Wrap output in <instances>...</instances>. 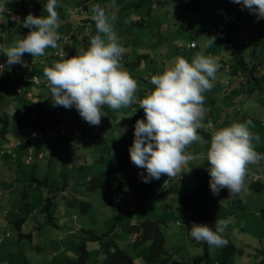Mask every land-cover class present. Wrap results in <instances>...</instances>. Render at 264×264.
Masks as SVG:
<instances>
[{"label": "rangeland", "instance_id": "1", "mask_svg": "<svg viewBox=\"0 0 264 264\" xmlns=\"http://www.w3.org/2000/svg\"><path fill=\"white\" fill-rule=\"evenodd\" d=\"M47 3L48 0H0L1 19L7 22L3 41L6 47L26 38L32 30L23 23L29 14L47 16L44 9ZM96 5L109 18L124 49L120 65L138 84L135 99L154 91L152 76L162 74L176 57L190 63L197 54L211 57L217 70L213 87L203 93L202 122L213 125L214 133L233 123L252 121L249 131L259 136V142L252 141L255 151L264 156V67L259 73L262 77L259 85L248 82L250 76L239 80L233 69L229 73L221 70L228 67L222 62V55L230 56L231 47L237 44L247 47L257 32H262L264 41V18L256 19V13L245 8L242 0L240 4L233 0H57L59 40L55 49L45 51L52 66L82 55L90 47L91 38L98 34L92 19V8ZM225 17L230 22L227 39L221 40L216 30ZM8 18L13 19L12 25ZM199 29L209 35L198 33ZM259 49L264 55V47ZM56 52L63 56L55 55ZM40 57L31 55L33 60ZM0 65H7L6 72L0 70V116L7 113L14 121V113L18 119L25 109L24 101H30L28 86L34 85L24 79L25 70L17 64L8 66L2 50ZM11 70L14 76L10 75ZM22 80L27 86L16 95V84ZM240 81L244 82L243 86ZM135 108L131 104L121 107V111L105 105L101 109L103 127L102 122L90 125L83 118L78 119V127L66 121L67 136L56 131L46 138L47 144L27 143L15 148L19 152L17 159L0 170V264H68L67 261L78 259L82 245H86L90 254L87 264H108L103 246L87 242V235L81 230L93 231L99 236L110 233L135 264H222L226 254H229L228 264H258L264 259V188L256 192L251 188L254 181L246 175L239 194H225L221 190L213 193L211 165L207 161L210 138L200 134L201 140L186 149L196 158L161 193L143 198L131 190L125 174L116 169L121 156L126 155L131 161L136 122H146L144 110ZM64 109H58L59 117ZM36 118L34 113L28 125H41L49 119L48 126L56 117L42 118L39 124L34 122ZM23 133L22 129L20 133L12 130L7 139L0 136L1 153L17 146L19 139L24 138L19 137ZM31 147L35 148L34 152L29 155L28 151L23 160L22 151ZM41 148L46 149L45 159L38 158ZM29 157L31 162L27 163ZM131 166L125 171L133 173L138 167L133 163ZM112 167L122 182L120 187L88 189L91 176ZM247 172L263 175L264 159L249 164ZM46 199L54 204L52 219L41 212ZM20 219L26 224L19 231L16 225ZM148 219L159 222L165 236L166 252L155 261L150 259L152 243L134 245L137 236L124 228ZM217 220L227 221L221 235L232 245L209 246L191 237L193 224L206 225L215 231ZM21 233L26 236L20 238Z\"/></svg>", "mask_w": 264, "mask_h": 264}, {"label": "clouds", "instance_id": "2", "mask_svg": "<svg viewBox=\"0 0 264 264\" xmlns=\"http://www.w3.org/2000/svg\"><path fill=\"white\" fill-rule=\"evenodd\" d=\"M233 2L240 4L241 0ZM242 3L245 8L257 14L256 19L264 18V0H242ZM56 6L57 0H48L44 6L47 16L34 17L29 14L23 22L25 28L32 29L26 38L11 47L0 49L6 55L9 65L21 63L25 53L39 57L45 55L46 49L57 47L60 23ZM92 12L98 34L91 38L87 51L44 68L54 104L65 108L74 105L90 125L100 124L101 109L105 105L112 110L132 103L142 108L146 122H136L134 144L130 148L131 162L147 170L145 183L150 182L151 178L159 179L162 174L174 178L188 162L196 158L186 149L201 140L197 130L203 126L205 115L203 93L213 87L217 65L211 57L202 54H197L191 63L183 57H176L172 66L162 74L152 76L154 91L145 98L135 99L138 84L121 68L120 57L124 49L118 43V36L99 5L94 6ZM257 33L258 37L260 33ZM55 55L63 56L57 52ZM27 69L32 71V65ZM140 100L139 106L137 102ZM41 105L44 110L49 109L42 102ZM50 113L53 116V110ZM54 116L63 121V125L58 128V132L63 134L68 117H59L58 114ZM251 124L252 121L233 123L214 133L211 131L213 135L207 161L211 165L210 188L213 193L228 188L231 195L239 194L244 186L248 165L264 159L255 151L252 141L255 139L259 142V136L249 131L248 125ZM28 141L34 144L36 136ZM30 161L31 158L27 163ZM226 226L225 220L216 221L215 231L206 225L193 224L190 235L198 242H207L209 246H223L227 241L221 234Z\"/></svg>", "mask_w": 264, "mask_h": 264}, {"label": "trees", "instance_id": "3", "mask_svg": "<svg viewBox=\"0 0 264 264\" xmlns=\"http://www.w3.org/2000/svg\"><path fill=\"white\" fill-rule=\"evenodd\" d=\"M225 18H228V17H225ZM223 21L220 22V24L217 27V30H216L217 36H218V28L223 23ZM229 22H230V19H229ZM226 31L227 30H225L224 32L225 34H226ZM198 33H203L204 36L209 35V33H207V31H204V29H199ZM225 39H227V34L223 40ZM250 42L251 43L246 44L247 47H243L240 44L235 45V47L233 48L231 47L232 54H230V56L222 55L223 56L222 62L228 66L229 71H231L232 69L235 70L238 76L242 75L241 76L242 78L243 77L246 78L247 76L248 77L250 76L248 79L249 80L248 82H254L255 84L258 85L260 84L261 79H262V77H259V73L261 72V70H263V67H264V55H262L263 51L259 49V48L264 47V41H262V32H260V35L256 37L255 40L253 41L251 40ZM25 83L26 82L24 81L17 82L15 91H14L16 95L20 94V90ZM145 97L146 96H143L141 98H145ZM36 104L32 102V103H28L25 106V103H24L25 109L22 111V113H20V117L18 119L14 113V117H15V118L13 117L14 121H12V119L9 118V115L7 113L0 116V123L3 124L0 127V136L7 139L9 134L12 132V130L15 133H18V132L20 133L21 129L23 130L24 133L23 135L21 134L19 137L22 136L24 138H25L24 135H27L28 138H32L34 135L37 137L41 135H47L53 132V130L55 132L58 131L59 126L63 125L62 124L63 121L59 119L58 120L52 119L53 120L52 123H49V125L46 126V123L49 120L47 118H50V117L53 118V116L50 113V111L43 109L44 108L43 105L41 104L36 105ZM34 113H36L37 115L36 120L34 119L35 123L39 124L42 118L47 119V121L44 122L43 124L41 123V125H37V124H33L32 126L28 125V121L29 119L33 118ZM206 122H202V124H207ZM197 133L198 135L202 134L206 138H210V139L212 138V135H213V133H208L203 129H198ZM0 155H1V149H0ZM29 155H31L30 152H29ZM26 156H28V152H26ZM0 164H1V161H0ZM131 164L132 162L129 161V158L126 155H123L119 159L118 170H121L122 172H124L126 178L128 179V183H129L131 190H133V192L139 194L143 198H147L148 196H153V195H156L157 193H161L166 187L170 186L172 178H169L166 174H162L159 179L151 178L150 182L145 183L144 178L148 176L147 170L137 167L133 173H128V171H125V168L127 167L131 168L132 167ZM7 165H9V163L5 162L4 166H7ZM89 179L90 180H89L88 189L92 191H96L99 188H105V189L118 188L122 184V182L119 180L117 171L113 167L98 175L91 176ZM262 181L263 180L253 182L251 185V188H253L256 192L262 191L264 188ZM220 190L225 194H228L230 192L228 188H222ZM53 206H54L53 202L50 199H46L44 206L41 207V212L43 214H46L47 218L49 219L53 218V214H54V211L52 209ZM25 224H26L25 220L20 219L17 222L16 227L20 231L23 229ZM124 228L126 229L127 233L137 236V240L134 241L133 243L134 245H140L141 243H144L146 241H150L152 243L151 253H150V259L152 261H155L161 255L165 254L166 252L165 251V236H164L163 231L161 230L162 228L159 222L148 219L145 221L138 222L135 225H125ZM82 231L85 235H87L85 238L87 242L88 241L98 242L100 245L103 246L105 254L107 255L108 264H135L134 259L125 250H122L118 246L116 242L117 238L116 240H114L111 237L110 233L99 236L95 234L93 231H85V230H82ZM25 236L26 235L22 233L21 235H19L20 238H23ZM222 238L227 241V244L230 243V240H228L226 236H222ZM226 250L227 249H225V252ZM79 251L81 252L79 254L78 259L75 261H67L68 264H87L89 262L90 254H89V251L86 245L80 246ZM228 252L230 253V251ZM228 256L229 254L224 255L222 264H228V261H229ZM208 261H209V258H208ZM258 264H264V259L258 261Z\"/></svg>", "mask_w": 264, "mask_h": 264}, {"label": "crops", "instance_id": "4", "mask_svg": "<svg viewBox=\"0 0 264 264\" xmlns=\"http://www.w3.org/2000/svg\"><path fill=\"white\" fill-rule=\"evenodd\" d=\"M39 2H40V0H39ZM242 5H243V3H242ZM11 14V13H10ZM9 15V14H8ZM257 15V14H256ZM256 15H255V17H256ZM1 16H2V14L0 15V35H1V37H0V49H2L3 47H6L5 46V44H4V36H5V32H6V25H7V22H4L3 21V18L1 19ZM12 17H14V15L12 14ZM10 23H11V25H12V22H11V20H13V19H7ZM6 56V55H5ZM7 58V57H6ZM19 67H21L22 68V70H25V73H24V79H26V81H28V80H30V83L31 84H33L34 86H32V85H29L28 86V89L30 90V91H28V97L27 98H29L30 99V101L28 102V103H32V102H34L36 105H39V104H41V102L42 103H44L47 107H49V109H51V110H53V116L56 114H58V109L60 108V109H64L65 107H63V106H60V105H55L54 104V101H53V95H52V93H51V91H50V87L49 86H47L46 84H44V83H42V84H38V85H36V84H34L31 80H33V79H39L40 81L41 80H46L45 79V76H44V68H46V67H52V65L48 62V57H46L45 55L44 56H41L40 57V60H38V59H35L34 58V60L33 59H31V54H29V53H27V55L25 56V57H23L22 56V62L21 63H16ZM26 64H30V65H32V68H33V70L32 71H28L29 69H27L26 67H25V65ZM7 65H0V70L2 71V72H6V67ZM8 66L10 67V65L8 64ZM2 67V68H1ZM5 68V69H4ZM221 70H225L227 73H229L230 71H229V68L227 67L226 69H223V68H221ZM0 71V72H1ZM15 74V73H14ZM14 74H12V71L10 72V75L12 76H14ZM242 77L240 76V78H238L239 80L241 79ZM262 80V79H261ZM0 81H2L1 79H0ZM22 81H24L25 82V80H22ZM18 82H21V81H18ZM241 83H242V86H243V84H244V82L243 81H240ZM0 84H1V82H0ZM259 85V84H258ZM27 86V84L25 83L24 85H23V87H26ZM23 87L21 88V90H20V92H23ZM24 98H26V97H24ZM27 102H25V106L28 104ZM132 105H133V103H132ZM135 106V105H134ZM137 108V107H136ZM135 108V109H136ZM140 108V107H139ZM48 109V111H50L51 112V110H49ZM65 109H67V111H68V113L65 111ZM64 109V111H62V115H66L67 117H68V121L72 124L73 123V126H76V127H78V124H77V121H78V119L79 118H82L81 116H79L80 114L78 113L79 111H78V109H76V107L73 105L71 108H65ZM119 110H121L122 111V109L120 108ZM50 115V114H49ZM48 115V116H49ZM47 116V117H48ZM224 116L225 117H227V114L224 112ZM72 117H73V119H72ZM220 117V116H219ZM71 119L73 120V121H71ZM102 121H104V119L103 118H101V122ZM81 122H83V120H81ZM104 126V124H103V122H102V127ZM214 127V126H213ZM67 130V129H66ZM66 130H65V132L63 133V135L64 136H67V132H66ZM78 131H80V130H78ZM72 132H73V130H72ZM50 134H55V131L53 130V132H51V133H49V134H47V135H41V136H43V137H41V136H37L36 137V142L34 143V144H32V143H30L29 141H28V136L27 135H24L25 136V138H21V139H23V140H21L20 139V141L18 142V144H17V146L16 145H13L11 148H10V151H8V150H5L4 152H3V154L1 153V157H0V161H1V164H0V170H1V166H4V164H5V162H7V163H9V161L10 162H12V161H14L15 159H17V157H16V155L19 153V152H16L15 151V148L16 147H22L24 144H27V143H29V144H32V145H35V146H37L38 144H44V143H46V138H49V135ZM47 144V143H46ZM34 149L35 148H33V147H31L30 148V150H29V148H25L22 152H23V155L24 156H26V152H34ZM51 151V153L54 155V150H50ZM46 154V149H44L43 150V148H41L40 149V151H39V155H38V158L39 159H45V155ZM25 158H23V160H24ZM69 161V160H68ZM66 162V163H68L69 164V162ZM71 168H73V166L71 167ZM116 170H118V168L116 169ZM119 172H122L121 170H118ZM122 173H124V172H122ZM259 175H261V174H259ZM264 175V174H263ZM171 186V185H170ZM82 231V230H81ZM69 261H71V260H69ZM209 261H210V259H209ZM229 262V261H228ZM208 264H210V263H208Z\"/></svg>", "mask_w": 264, "mask_h": 264}, {"label": "built area", "instance_id": "5", "mask_svg": "<svg viewBox=\"0 0 264 264\" xmlns=\"http://www.w3.org/2000/svg\"><path fill=\"white\" fill-rule=\"evenodd\" d=\"M228 22H229V19H227V20H225L220 26H219V28H218V37L219 38H221V39H224L225 38V30H226V28H227V24H228ZM121 58V57H120ZM25 67H27V68H31V65L30 64H26L25 65ZM2 68V67H1ZM46 79V78H45ZM36 84H40V83H45L47 86H49L48 85V82H47V80H39V79H34L33 80ZM1 82V81H0ZM142 100H140L139 102H137L138 103V105L140 106V102H141ZM65 118V117H64ZM203 126L201 127V128H199V129H203V130H205L206 132H208V133H212L211 131H212V125L209 123V124H202ZM249 166V165H248ZM246 175H248V177L251 179V180H253L254 182H257V181H260V180H263L264 181V175H253V174H250V173H248L247 172V174Z\"/></svg>", "mask_w": 264, "mask_h": 264}]
</instances>
